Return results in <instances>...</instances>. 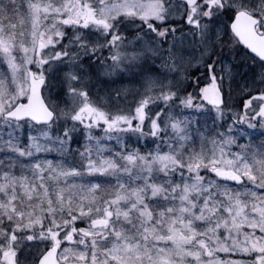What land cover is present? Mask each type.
Returning <instances> with one entry per match:
<instances>
[{
    "label": "snow or ice",
    "instance_id": "6c2138e0",
    "mask_svg": "<svg viewBox=\"0 0 264 264\" xmlns=\"http://www.w3.org/2000/svg\"><path fill=\"white\" fill-rule=\"evenodd\" d=\"M0 264H264V0H0Z\"/></svg>",
    "mask_w": 264,
    "mask_h": 264
}]
</instances>
